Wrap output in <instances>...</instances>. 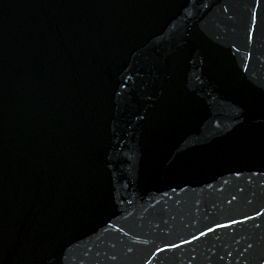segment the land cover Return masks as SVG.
Listing matches in <instances>:
<instances>
[{
	"label": "water",
	"instance_id": "obj_1",
	"mask_svg": "<svg viewBox=\"0 0 264 264\" xmlns=\"http://www.w3.org/2000/svg\"><path fill=\"white\" fill-rule=\"evenodd\" d=\"M0 264H264V0H0Z\"/></svg>",
	"mask_w": 264,
	"mask_h": 264
}]
</instances>
